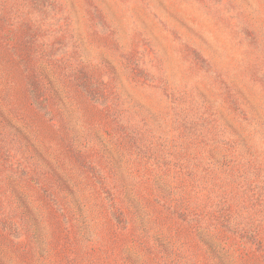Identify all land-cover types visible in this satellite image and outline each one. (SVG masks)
<instances>
[{
	"label": "rangeland",
	"instance_id": "obj_1",
	"mask_svg": "<svg viewBox=\"0 0 264 264\" xmlns=\"http://www.w3.org/2000/svg\"><path fill=\"white\" fill-rule=\"evenodd\" d=\"M0 264H264V0H0Z\"/></svg>",
	"mask_w": 264,
	"mask_h": 264
}]
</instances>
